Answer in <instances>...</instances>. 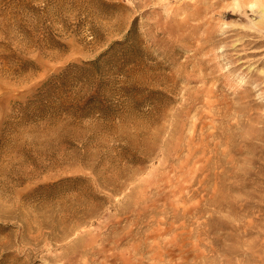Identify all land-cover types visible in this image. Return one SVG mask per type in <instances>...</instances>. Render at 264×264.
Segmentation results:
<instances>
[{
  "label": "rangeland",
  "instance_id": "374dc122",
  "mask_svg": "<svg viewBox=\"0 0 264 264\" xmlns=\"http://www.w3.org/2000/svg\"><path fill=\"white\" fill-rule=\"evenodd\" d=\"M0 264H264V0H0Z\"/></svg>",
  "mask_w": 264,
  "mask_h": 264
},
{
  "label": "bare ground",
  "instance_id": "6f19581e",
  "mask_svg": "<svg viewBox=\"0 0 264 264\" xmlns=\"http://www.w3.org/2000/svg\"><path fill=\"white\" fill-rule=\"evenodd\" d=\"M251 5H253V4H251ZM259 6V5H258ZM263 11V10H262ZM218 51V50H217ZM250 51H258V49H253V50H250ZM239 54H241V53H239ZM229 61V60H228ZM245 60H243V59H241L239 62L237 61V63H240V62H244ZM221 68V67H220ZM262 114H263V112H262ZM262 114H260V115H262ZM260 118V117H259ZM261 119V118H260ZM253 128V127H252ZM255 128V130H256V127H254ZM250 130H251V128H250ZM254 134V133H253ZM196 146V145H195ZM194 146V147H195ZM75 223V222H74ZM76 224V223H75ZM74 229V228H73ZM86 246H88V245H86ZM133 249V248H132ZM136 249V248H135ZM157 251H158V249H157ZM197 252V251H196ZM118 253V252H117ZM116 253V254H117ZM136 253V252H135ZM147 253V252H146ZM160 253V252H159ZM198 253V252H197ZM79 254V253H78ZM208 255V254H207ZM214 257V256H213ZM114 259V258H113ZM112 259V260H113ZM182 260V259H181ZM116 262H118V261H116ZM191 262V261H190ZM189 262V263H190ZM64 263V262H63ZM113 263V262H112Z\"/></svg>",
  "mask_w": 264,
  "mask_h": 264
}]
</instances>
